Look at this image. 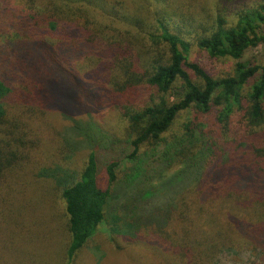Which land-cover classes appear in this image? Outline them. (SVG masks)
<instances>
[{
	"label": "trees",
	"instance_id": "16d2710c",
	"mask_svg": "<svg viewBox=\"0 0 264 264\" xmlns=\"http://www.w3.org/2000/svg\"><path fill=\"white\" fill-rule=\"evenodd\" d=\"M247 2L4 0L0 264H37L33 228L46 255L60 238L38 264H264V0Z\"/></svg>",
	"mask_w": 264,
	"mask_h": 264
},
{
	"label": "rangeland",
	"instance_id": "374dc122",
	"mask_svg": "<svg viewBox=\"0 0 264 264\" xmlns=\"http://www.w3.org/2000/svg\"><path fill=\"white\" fill-rule=\"evenodd\" d=\"M250 3V4H253L254 3V0H248L247 4ZM4 4V0H0V8L3 6ZM242 6H244V4H242ZM0 40H1V35H0ZM261 52V49H258L254 52H251L252 56H255V55H258L259 56V53ZM250 54L247 55V57H249ZM196 59L198 58L199 60L202 61V63L204 65L207 66L208 70L210 71V73L216 77L218 76H225L229 73L232 72V69H233V65H234V62L233 60H231L230 58H215V59H212L210 57H208V55L206 54L205 51L203 50H200L199 48H197L196 46L194 47V50H193V53H192V59ZM188 115H185L184 117H187ZM68 121V120H67ZM58 126L59 127H62L63 125H66L67 123H70L69 121L65 123V119H59L58 121ZM87 133L89 134H95V133H91L89 132V130L87 129ZM87 137V136H86ZM84 137L81 136L79 134V137H78V140L77 141H80V142H84L83 141ZM89 149V148H87ZM78 161H80L81 159H77ZM80 164V163H79ZM23 224V223H22ZM24 224L26 226H30L29 223L27 222H24ZM48 227H43L42 228V232L45 233V232H48L50 230V225L47 224ZM104 230L105 229H102V232L104 233ZM106 231V230H105ZM29 234H22V247H25L24 245V242L27 240L28 242V246L29 248H26L27 250L30 249L31 252H34L35 251V256L33 257V260H36L37 264H38V260H40V262L42 261H46V259L50 258V257H53L54 255V249L53 247H56L58 248V246L60 247V238L59 236H57L54 240V244H53V247H50L52 250L48 252V254L46 255L45 252L43 253L41 246L39 244L38 241H40L41 239L40 238H35L36 235L38 234V229H31L30 231H28ZM58 245V246H57ZM59 249V248H58ZM34 250V251H33ZM56 250V249H55ZM41 251V253H40ZM224 264H245L246 262V256L244 257L243 261H242V257L240 258V260L238 261H233L228 254H224ZM27 261L28 259L26 258V255L24 254L23 250H22V262L23 261ZM65 259H63L62 257V260H60V256L58 257V264H64ZM41 262V263H42ZM29 263V261H28ZM27 263V264H28ZM23 264V263H22ZM52 264V262L50 263Z\"/></svg>",
	"mask_w": 264,
	"mask_h": 264
}]
</instances>
